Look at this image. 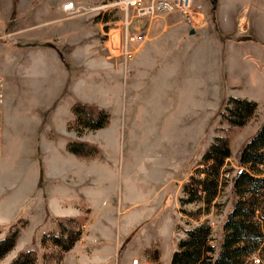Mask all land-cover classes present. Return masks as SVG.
I'll return each instance as SVG.
<instances>
[{"label": "rangeland", "instance_id": "obj_1", "mask_svg": "<svg viewBox=\"0 0 264 264\" xmlns=\"http://www.w3.org/2000/svg\"><path fill=\"white\" fill-rule=\"evenodd\" d=\"M44 1L23 7L20 0H13V11L0 18V25H14V29L36 24L34 13ZM64 1L52 3L59 10ZM245 3L231 16L233 33L224 38L242 42L254 36L264 41V0ZM195 4L204 16L200 26L178 12L143 21L137 33H130L136 40L130 46L133 58L128 59L122 54L125 29L118 9L73 17V49L63 50H73V76L67 88L73 92L70 107L65 99L54 98L50 104L48 97H41L57 92L48 75L43 82L29 74L17 78L9 137L5 136V104L0 113V238L13 224L23 229L16 247L0 264H9L29 249L43 264L47 254L58 250L47 237L67 217L80 218L82 234L59 264H94V247L115 239L119 249L112 264L122 263L124 255L130 264L135 258L147 264L145 248L157 260L154 264H171L185 230L200 223L210 225L212 244L219 245L224 222L239 198L233 192V179L241 168L250 171L240 165L239 154L264 122V98L257 97L256 113L245 126L228 132L232 156L225 162L218 194L208 209L199 213L202 203L183 204L184 185L195 175L215 137L223 133L221 127H227L221 113L228 99L251 93L226 88L212 34L207 32L214 31L215 13L219 17L226 13L223 2L195 0ZM2 37L4 41L14 38ZM77 101L107 109L108 125L97 130L70 125L75 118L71 106ZM70 141L93 143L99 150L92 156H78L69 151ZM24 169L41 174L39 185H23ZM261 200L263 207L264 196ZM262 214L257 212L255 220L262 222ZM93 233L105 240L92 244L88 236ZM256 252L249 264L255 258L264 262L261 252Z\"/></svg>", "mask_w": 264, "mask_h": 264}, {"label": "trees", "instance_id": "obj_2", "mask_svg": "<svg viewBox=\"0 0 264 264\" xmlns=\"http://www.w3.org/2000/svg\"><path fill=\"white\" fill-rule=\"evenodd\" d=\"M258 103L248 98L231 96L221 113L223 133L217 135L205 152L195 175L183 187L186 196L182 203L203 204L206 210L218 194L221 173L225 162L232 156V147L228 132L245 126L255 115ZM75 118L70 125L79 129L97 130L110 122L107 109L92 103L77 101L71 106ZM68 149L72 153L88 157L98 152V147L89 142L70 141ZM241 168L233 179V192L239 198L229 211L224 222V235L219 245L212 244V230L208 223L186 229L185 237L180 239L178 248L172 253L171 264H249L256 251L264 258V215L261 221L255 220L262 207L264 196V122L256 134L243 146L239 154ZM79 217H67L57 222V230L46 239L58 250L44 257L43 264H59L63 254L72 249L82 234ZM23 226L13 224L4 237L0 238V261L17 245ZM48 256V257H47ZM49 259V262L46 261ZM264 261V260H263ZM9 264H40L35 250H23ZM255 264V263H251ZM259 264L262 263V259Z\"/></svg>", "mask_w": 264, "mask_h": 264}, {"label": "crops", "instance_id": "obj_3", "mask_svg": "<svg viewBox=\"0 0 264 264\" xmlns=\"http://www.w3.org/2000/svg\"><path fill=\"white\" fill-rule=\"evenodd\" d=\"M0 1L4 2L3 7L0 5V18H2L13 11V0ZM37 1L39 0H20L23 7L29 4L32 5ZM52 1L45 0L37 8L36 13H34V16L38 18L36 24L26 25L25 27L17 26L14 29L12 27L14 25H0V74L6 80L5 119L7 124L5 136L9 135L10 131L8 124L11 120L17 93V78L29 74L28 77L30 78L33 75L31 79L43 82L45 80L44 76L48 75L49 80H52L53 85L57 88V92H50L41 97H48L51 100L50 104L54 98L58 102L65 99L67 107H70L73 102V92L67 90L73 76V50L72 52L71 50L67 53L63 52L66 46L73 49V18H59L61 14ZM221 1L226 13L223 12L222 17L215 13L214 31L212 33V31L207 30V32L212 34L210 38L217 56L216 60L220 58V68L224 79H226V88L251 91V93H245L244 95L239 93L235 97L250 99L248 96L252 94L256 98L251 100L258 102L259 98L257 97L264 98V41L255 40L252 34L253 39L250 41H227L224 37L228 38L233 33L231 16L236 15L246 3L245 0ZM6 29L8 31H4ZM2 36L14 38L4 41ZM211 82L216 85L213 81ZM42 87L43 84H41L40 89H43ZM35 101L40 104L39 98L36 97ZM28 142L29 144L32 143V138ZM8 143L6 140L5 145L7 146ZM2 158L0 157V167L3 165ZM21 178L23 185L31 183L39 185L41 174L38 175L36 170L29 172L28 169H24ZM25 195L23 196L25 197ZM88 238L94 245H99L105 240L102 235L94 233L89 234ZM115 240H105L106 243L94 247L92 255L94 264H109V262L112 264L119 249L117 240ZM111 243L113 244L111 248L103 250ZM141 249H139V252ZM145 249L143 255L147 264L157 262ZM147 257H150V259L148 260ZM162 257L163 255L160 260H162ZM119 264H130L128 255H124L122 263Z\"/></svg>", "mask_w": 264, "mask_h": 264}, {"label": "built area", "instance_id": "obj_4", "mask_svg": "<svg viewBox=\"0 0 264 264\" xmlns=\"http://www.w3.org/2000/svg\"><path fill=\"white\" fill-rule=\"evenodd\" d=\"M118 9L122 13V27L125 29L122 54L125 59L133 58L134 52L130 46L136 38L130 33H137L143 21L153 20L165 13L178 12L185 19L200 26L204 21L201 11L197 10L195 0H96L95 3H87L86 0H65L59 7L62 18H73L83 14L106 13ZM134 29L132 30V26ZM6 101V82L0 75V113ZM3 124L0 117V138ZM255 264L260 263L259 258H255ZM133 264H139V259L135 258Z\"/></svg>", "mask_w": 264, "mask_h": 264}, {"label": "water", "instance_id": "obj_5", "mask_svg": "<svg viewBox=\"0 0 264 264\" xmlns=\"http://www.w3.org/2000/svg\"><path fill=\"white\" fill-rule=\"evenodd\" d=\"M214 5H216L217 0H211Z\"/></svg>", "mask_w": 264, "mask_h": 264}]
</instances>
